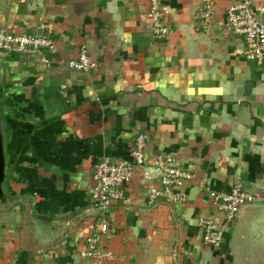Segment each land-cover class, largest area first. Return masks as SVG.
<instances>
[{
	"label": "crops",
	"instance_id": "1",
	"mask_svg": "<svg viewBox=\"0 0 264 264\" xmlns=\"http://www.w3.org/2000/svg\"><path fill=\"white\" fill-rule=\"evenodd\" d=\"M160 1L163 38L150 0H0V27L54 41L46 60L0 52V264H93L95 165L129 158L140 135L146 163L109 212L104 264H264V63L225 26L239 0H218L210 22L205 0ZM249 1L264 21V0ZM81 47L88 72L68 64ZM159 157L191 173L185 202L149 203ZM235 186L258 199L228 226L208 191ZM205 216L223 227L220 246L203 242Z\"/></svg>",
	"mask_w": 264,
	"mask_h": 264
},
{
	"label": "built area",
	"instance_id": "2",
	"mask_svg": "<svg viewBox=\"0 0 264 264\" xmlns=\"http://www.w3.org/2000/svg\"><path fill=\"white\" fill-rule=\"evenodd\" d=\"M218 0H205L202 18L210 22L216 14ZM225 26L235 35L245 40L244 56L248 61L264 63V21L253 8L251 1H233L225 10ZM163 9L160 0H150L149 19L156 37L163 38L171 32L170 26L163 21ZM54 41L49 35H33L16 33L0 27V52L18 53L27 56H40L46 60L44 51L52 50ZM69 66L75 70L88 72L94 68L86 47H81L78 56L69 61ZM146 138L140 135L136 138L130 156L123 160H113L109 157L101 159L94 168L95 185L92 201L98 210L91 233L86 238V248L83 256L93 261V264H104L111 257V252L104 248V239L111 232L109 212L126 197L134 168L145 165ZM161 169V186L149 196V203L155 204L160 200L183 203L187 197L182 190L183 183L192 178L187 170L178 166L171 157H159L155 164ZM209 197L216 210L224 215L225 224L231 226L239 216L242 208L257 201V196L235 186L230 191L209 190ZM203 233V242L210 246H220L223 242V227L213 216L199 219Z\"/></svg>",
	"mask_w": 264,
	"mask_h": 264
},
{
	"label": "water",
	"instance_id": "3",
	"mask_svg": "<svg viewBox=\"0 0 264 264\" xmlns=\"http://www.w3.org/2000/svg\"><path fill=\"white\" fill-rule=\"evenodd\" d=\"M4 180H5V153L3 146V137L0 130V202L3 201V198L5 197L3 191Z\"/></svg>",
	"mask_w": 264,
	"mask_h": 264
}]
</instances>
